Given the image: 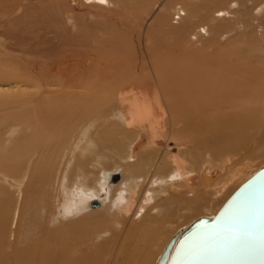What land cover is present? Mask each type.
<instances>
[{
    "label": "bare ground",
    "instance_id": "6f19581e",
    "mask_svg": "<svg viewBox=\"0 0 264 264\" xmlns=\"http://www.w3.org/2000/svg\"><path fill=\"white\" fill-rule=\"evenodd\" d=\"M90 2L102 5L104 3L110 4L112 0H91ZM185 3L186 9L182 10L184 11L183 14L187 15V18L185 17V23H187L189 28H192L194 19H210L212 16L211 12L208 10L209 7H204V5H201L202 3L196 4L190 1ZM177 11L181 10L178 9ZM218 12L227 13L225 10ZM224 14H222V16ZM212 19L214 20V18ZM212 19L210 21H212ZM246 19L247 18L244 20ZM239 21L240 20H238V22ZM243 22L244 21H242V23ZM249 24L251 23L249 22ZM239 25H244V23ZM256 26L258 25L256 24ZM185 30L187 31V28L182 27L178 32L177 30L173 31L176 32V34L172 33L177 35V38L178 34ZM217 30L219 34L220 27H218ZM194 31L195 30L192 32ZM250 31L252 32L251 29ZM254 32L256 33V31ZM193 34H195V32ZM196 34L198 33L196 32ZM259 36L260 38L262 37L260 33ZM262 41L264 42L263 38ZM258 45L259 44H257V46ZM230 47H232V45L229 46V48ZM207 48H209L208 45L203 49ZM263 48H259L260 51ZM235 50H238L237 47L234 51ZM92 53L93 52H91V54ZM237 53H234L235 55L233 56L231 55L232 57L229 56L235 59L236 63L233 61L229 62L228 55L224 56L217 53L210 59L207 57L206 63L201 65H196L191 62L177 66L170 64L169 57L165 58L159 53L150 56L149 61L146 59L148 63H144V61L142 62V60H140V55L143 54L141 53L138 57L140 62L137 61L136 57H132L134 55L129 57L128 54L124 55V57L118 56L120 59L118 61L115 60L116 62H113V59L112 62H110L111 59L108 61L110 56L104 61H102V59L96 60V58L93 57L95 60L88 61V64L73 59H69L71 60L70 62L65 58L66 64H60L63 66L66 65V73L63 71L62 73L60 71H52L54 69H50L49 71L45 69V71H40L38 74L33 75L29 74L31 72L28 71H20L19 67H12L7 69L6 72L2 71L0 77L4 80L21 81V85L18 84V86L15 84V88L18 86L15 97L6 96L7 98L11 97L12 102L11 100L5 102L0 97L5 102L3 104H10L9 102L12 104L14 102L15 104L12 105L13 107L10 105V109L12 107L13 112L17 107L20 108L21 106L22 109H20L21 112L19 111L20 114L18 118L31 123L33 126H38L39 124L41 127L39 131L40 135L37 134L36 138L24 140L26 137L24 136V139L19 141V143L17 142L18 144L15 143L12 148H3V150L0 151V165L4 166L8 172H12L14 175L10 176V173L6 174L1 172V177L5 182H9L11 186H16L19 194L23 192V185L35 176L38 178L37 186H41L52 169V163L48 156L50 143L54 142L53 140L56 139L57 136H59V140L57 139L58 142H62V140L65 139L63 133L67 128V119H73L75 124L87 119L89 123L84 125V128L81 130L75 145L76 148H72L73 155L75 150L78 149L82 157L81 160L77 162V173L74 172V179L68 176L69 173H65V175H63V180H61L63 189H61V191L62 193L63 191L66 193L65 198L67 200L63 203V212L65 216L66 214H72L74 212L73 205H76V203L73 204L72 201L70 202V200H72L70 197L72 191H75V195L79 196L80 205H76L77 212L78 210L81 212V210L86 207V204L90 203L91 199L99 197H101V199L102 197L106 199L111 193L115 194L114 196L112 195V198H114L112 202L115 204L116 212L111 213L110 210L112 207L111 204H108L109 206H107V209H104L106 218H102L103 220H98L97 218V220H95L91 216L97 213L98 210H90L91 212H88V217H85L86 219L81 218L79 220L84 221L81 222V226L79 225L78 229L74 230L73 237L68 234L71 237H69V240H66V261L61 259L57 260V262H53L51 259L52 263L48 258V254L43 255L44 253L42 254L40 251L34 250L33 248L27 247L24 250L25 253L22 254V248L19 247L18 230L12 229V225L14 227L16 226L20 216V208H16L10 227L6 231V235L2 232L5 231V224L9 222L7 219L3 220L2 216H0V219H2V221L0 220V264H103L101 258L105 250L99 251L97 247L98 244H95L96 238L103 237L109 232H112L114 237L115 231L120 230L121 232L131 220V224L133 223L132 229L140 227V230H142L145 228L147 222L153 224L152 227L154 231L152 237H154L155 240L154 242L151 240L153 243L149 241L150 244L143 246V251L139 252V258L135 264H140L146 253L145 249L148 250L149 246H152V244L159 245L158 241L161 239L162 234L166 231V228L172 225L175 218L184 217L188 212L194 210L193 208H208L209 204L211 205V203L217 200H222L230 193V191L237 186L236 183H238V179L242 177L241 175L246 172V170L240 166L241 163H239L238 159L235 160L233 158L234 155L232 156L230 152L238 148H244L243 150H245V147H247L245 132H249V129H258V127H260V123L252 122L251 117H253L254 114L251 115V110L240 108L239 110L235 109L236 111L230 114L224 113V116L218 118L219 122H216L218 128L212 130L214 132H212L211 135L207 132L210 136L205 133L207 128L205 127L206 129H203L206 139L211 137L214 139V142L215 140H223L227 143L226 146L228 145L227 151L229 153H225V158L223 156L221 157V160L222 158L223 160L220 163L205 160L206 162H204L201 167L199 166L200 168H197L198 170L191 169L186 159L181 157V155L170 157L168 156L169 152L167 150L169 147V140L171 139L179 146L185 143V135H183L181 129L178 127L180 124L179 116L182 114L181 110H188L191 114L195 113L197 116L198 114L201 116H208L214 112V110L211 112V109L218 108L223 102L225 103L227 96L230 94L234 96V93H240L238 94L239 96L247 99L252 98L253 101L264 98V55L261 53L254 54L251 60L250 58L244 62L242 60L241 63L239 61L241 58L237 57ZM49 54L45 55V57ZM75 54L74 52V55ZM207 54H205V56H207ZM84 55H81L80 58L82 59ZM186 55H190V53ZM239 55L241 54L239 53ZM52 56H54V54H52ZM70 56L72 55L70 54ZM96 56L97 54L95 57ZM31 57L35 59L34 56ZM55 58L57 59V57ZM55 58L53 60H55ZM51 59L52 57L50 61ZM72 60L75 62H72ZM42 61L40 62L42 63ZM44 62L47 63V61ZM63 66L62 69L64 68ZM63 75H66L65 80H59L60 78H64ZM226 75L235 76L242 80L243 83L235 84L236 90L234 91L226 87ZM29 76L31 79L28 78ZM4 80L1 81V84H5V82H3ZM22 85L24 87L21 88ZM238 95L236 97H238ZM0 96L3 97L4 95L1 93ZM112 100L116 102L118 106V110L113 113V116L118 119L114 125L118 127L116 129L114 126L115 130L110 128L111 130L109 131L102 130L99 132V126H101L102 120L105 122L109 118L104 119L106 117H102V115L98 113V110H101L100 107L106 103L105 101ZM14 105L18 106L15 107ZM226 106H223V108ZM259 117L260 115L257 118ZM261 119L259 120L261 121ZM256 121L258 122V120ZM263 121L264 120H262V123ZM69 123H71V121ZM123 124H125L127 128L123 129ZM73 126L74 124L70 127ZM200 126L202 127V124ZM120 127H122V129H120ZM133 129L138 132L137 136L131 139L130 134L131 132L134 133ZM11 130L10 132L12 133ZM203 133H201L200 136L198 134L196 137L192 134L193 137L191 138L198 139ZM260 133V136L256 140H258L257 143L260 142L261 144V142L264 143V132L260 131ZM250 138L251 136L249 140H247L250 141ZM55 145L57 146V144ZM108 149L117 150L119 157L117 161H114L112 166L106 168L102 165L101 158L103 155L100 154ZM162 150L165 151L163 155ZM105 155L106 154H104V156ZM166 163L170 165V167H168L169 171ZM70 164L71 162L69 160V165ZM98 166H101L99 167V173L96 174L95 179L90 183L89 181L91 179L89 180L88 173L94 171L92 169ZM64 193L63 195L65 196ZM100 210H102V208ZM138 212H140V214L136 216ZM4 213L6 214V212ZM215 215L209 216V218ZM56 218L54 217L53 220ZM91 218H93L95 222L89 224L87 221ZM82 223H84L83 227ZM101 223H103L105 227H103V225L100 226ZM13 234L16 236L12 238ZM133 245L132 243V246ZM52 252L53 251L50 253L52 254ZM121 255L122 254H119L114 259L112 258L109 264H117ZM133 256L135 258V255ZM131 258L132 257H130V259ZM143 264L148 263L146 261L143 262Z\"/></svg>",
    "mask_w": 264,
    "mask_h": 264
},
{
    "label": "rangeland",
    "instance_id": "374dc122",
    "mask_svg": "<svg viewBox=\"0 0 264 264\" xmlns=\"http://www.w3.org/2000/svg\"><path fill=\"white\" fill-rule=\"evenodd\" d=\"M90 1L91 0H0V74H2V71L6 72L7 69L12 67H19L20 71H28L31 72L29 74L33 75L38 74L40 71H45V69L47 71L54 69L52 71H60L61 73L63 71L66 73V65H63L66 60L71 62L69 59L88 64V61L95 60L94 58H96V60L102 59V61H104L110 56L108 61L111 59L110 62H112L113 59V62H116L121 56L124 57V55L127 54L129 57L134 55L132 57H136L138 62L142 60V62L144 61V63H148L150 56L155 55V53H159L165 58L169 57L171 62L170 64L177 66L191 62L196 65L205 64L207 57L210 59L213 55H215V53L222 54L224 56L228 55L229 62H235L236 60L230 58L229 56H233L235 55L234 53L239 52L241 55L237 53V57L241 58V60L239 59L241 63L242 60L243 62L249 58L251 60L252 55L254 54L261 53L264 55V42L262 41V38L264 40V0H112L110 4L104 3L102 5L93 4ZM188 1L196 4L202 3L201 5H204V7H209L208 10L212 15L210 19H194L192 28H189L187 23H185V17L187 18V15H184V11L182 10L186 9L185 2ZM178 9L181 11H177ZM222 10H225L227 13L224 14L222 12H218ZM221 13L224 15L222 16ZM212 18H214V20ZM245 18L247 19L244 20ZM211 19L212 21H210ZM238 20L240 21L238 22ZM242 21H244V25L240 26L239 24H243ZM249 22L251 24L253 23L252 26ZM255 23L258 26H256ZM217 26L220 27L219 34ZM182 27L187 28V31L185 30L179 33L176 38L177 35H174L176 32L173 31L177 30L178 32ZM193 30H195V34L192 32ZM253 30L256 31V33ZM196 32L198 34H196ZM259 33L262 35L261 38ZM245 43L248 44L246 45ZM257 44L259 45L257 46ZM206 45H208L209 48L203 49ZM231 45L232 47L229 48ZM224 47L227 48L225 49ZM236 47L238 50L234 51ZM258 47L263 49L260 51ZM68 50L71 51L69 52ZM74 52L76 53V56L74 55ZM91 52L93 53L91 54ZM94 53L97 54L96 57V54ZM188 53H190V55H186ZM204 53L210 54L205 56ZM47 54L49 55L45 57ZM52 54H54L57 59L52 56ZM70 54L72 56H70ZM81 55H84L82 56V59L80 58ZM139 55L140 60H138ZM31 56H34L35 59ZM51 57L52 59L50 61ZM54 58L55 60H53ZM146 59L148 61H146ZM73 60L72 62H75ZM40 61H42V63ZM44 61H47L48 64ZM62 66L64 67L63 69ZM229 75H226V87L235 91L237 83L242 84L243 82L237 77ZM63 77L64 78H60L59 80H65L66 75H63ZM28 78L31 79L30 76ZM2 80L4 79L0 77V94L2 93L4 96L0 97L5 102H8V100H11L12 102V98H7L6 96L15 97L17 92L16 90L18 89V86L21 85V81L4 80L3 82H5V84H3L4 86L6 85L4 87L3 84H1ZM15 84H19L17 88H15ZM11 86L14 87L12 88ZM22 87L24 86L22 85L21 88ZM238 94L240 93H234V96L233 94H230L229 96L232 95L231 97L227 96L226 102H223V105L221 104L218 108L211 109V112L213 110L214 112L208 116H201L200 114L197 116L195 113L191 114L188 110L184 111L180 109L182 114L179 116L180 124L178 127L181 129L183 135H185V143L184 145L179 146L171 139L169 140V147L167 151L169 152L168 156L170 157L181 155V157L186 159L189 168L191 169L198 170L203 163L208 160L215 161V163L222 162L223 158L221 160V157H224L225 153H229L227 151V143L223 140H215L214 142L213 138L208 137L209 139H206L205 136H210L211 133L214 132L212 130L218 128L216 122H219V117H222L225 114H230L240 108L249 109L252 111L251 115L254 114L253 117H251L252 122L260 123V127H258V129H249L250 133L248 131L245 132V136L247 137H245L247 141V147H245V150H243L244 148H238L235 149V151L232 150L230 152L232 156L234 155L233 158L235 160L238 159L239 163H241L240 166H242L246 172L241 175L242 177L239 178L240 180L238 179V183H236L237 186H235L234 189H232L222 200H217L216 202L211 203V205L209 204L208 208H193L194 210L188 212L184 217L175 218L172 225L166 228V231L162 234L161 239L158 241L159 245L154 244V246L152 244V246H149L148 250L145 249L146 253L140 264H143V262L146 261L148 264H157L159 256L173 236L177 235L178 240L182 231L186 230V228L194 220L202 216L209 217L215 215L224 202H226L246 180H248L255 172L264 166V143L261 142L260 144V142H258V144V140H256L261 134L260 131L264 132V121L262 123V120H264V98L253 101L252 98L247 99L239 96ZM237 95L238 97H236ZM2 99L0 100V104L2 102L0 105V151L3 150V148H12L15 143L18 144L19 141L24 139V136H26L24 140H32L37 137V134L40 135L39 131L41 130V127L39 124L38 126H33L31 123L18 118V115L21 112L20 109H22L21 106L18 108V105H14L18 108H16L17 110L14 108V113L12 105L15 103L13 102L11 104V102H9L10 104L7 103L5 105L3 104L5 102ZM105 102L106 103H103L104 105L100 107L101 110H98V113H100L102 117H106L104 119H109L105 122L102 120V123L100 124L101 126H99V132L102 130H115L116 126L114 123L118 121V119L113 116V113L118 110L116 102H113V100ZM10 105L12 106L11 109ZM223 106L226 107L223 108ZM257 115H260V117L257 118ZM259 119H261V121ZM70 121L71 123H69ZM88 123L89 121L87 119L80 121L78 124H75L73 119L66 120L67 128L63 133V136L65 135V139H63L62 142L60 141V143L58 142L59 136H57V138L53 140L54 142L50 143L48 156L50 157L52 163V169L41 186H37L38 178L35 176L23 185V192L19 194L16 186H11L9 182H5V180L1 177V172L6 174L10 173V176H14L13 173L8 172L4 166L0 165V216H2L3 220L7 219L9 222H6L5 231L2 233H5L4 235H6V231L10 227L15 209L20 208L19 221H17L15 227L12 225V229L18 230L19 247L22 248V254L25 253L24 250L29 247L40 251L42 254L44 253L43 255L48 254L50 261L51 259L53 262H57V260L61 259L66 261V240H69V237L71 236L73 237L75 232L74 230L78 229L79 225L81 226V222L84 221H79L81 218L86 219L85 217H88V212H91L90 210L94 211V209H97L98 212L91 217L95 220H97V218L98 220H103L102 218H106L104 209H107V206H109L108 204H111L112 207L110 212H116L115 204L112 202V199H114L112 198V195L114 196V193H111L109 195L110 197L108 196L106 199L103 197L102 199L101 197L91 199L90 203H87L86 207L82 209L81 212L79 210L77 212L76 207L79 206L80 203L79 196L75 195V191H72L70 194L72 199L70 202L72 201L73 204L76 203L77 205H73L74 212L72 214H66V216L63 212V203L67 200L65 198L66 193L63 191L65 194L64 196L61 191V180H63V175H65V173H69L68 176L71 179H74L73 175L77 169V162L80 161L82 157L80 156L78 149L75 150L73 155L72 148H76L75 145L78 137L80 136V132L84 128V125ZM72 124H74V126L70 127ZM201 124L202 127L200 126ZM123 126V129L127 128L125 124H123ZM120 129H122V127H120ZM203 129H206V135L203 133ZM133 131L134 133L131 132L130 134L131 139L135 138L138 132L134 129ZM207 132H209L210 135ZM201 133H203V135L198 138L199 140L191 138L193 135L196 137L199 134L200 136ZM250 136V141H248ZM55 144H57V146ZM164 152L165 151L162 150V155ZM103 153L106 155L104 156ZM103 153L100 154L103 155L101 162L106 168L112 166L114 161H117L119 157V153L115 149L104 150ZM69 160L71 162L70 165ZM166 165L169 171V163H166ZM99 167L101 166L93 168L92 170L94 171L88 173V178L89 180L91 179L89 181L90 183L95 179L96 174L99 173ZM17 177L20 178L19 176ZM101 208L102 210H100ZM4 212H6V214ZM139 214L140 212H138L136 216ZM54 217L57 218L53 220ZM93 218L87 222L89 224L95 222ZM0 220L2 221V219ZM131 221L126 224V227L121 232L120 230L115 231L114 237L113 233L109 232L103 237L96 238L95 244H98L97 247L99 251L105 250L103 251L101 258V262H103V264H109L111 259H114L119 254L122 255L117 264H135L138 261L139 252L144 249L143 246L150 244L149 241L151 240L154 242L155 238L152 237L154 229L151 222H147L145 224V228L140 230V227L132 229L133 223L131 224ZM83 224L84 223H82V227L84 226ZM102 225L103 223L100 224V226ZM103 227H105V225H103ZM15 236L16 235L13 234L12 238ZM153 242L151 241V243ZM132 243L134 244L133 246ZM51 251H53L52 254L50 253ZM133 255H135V258ZM130 257L132 258L130 259Z\"/></svg>",
    "mask_w": 264,
    "mask_h": 264
},
{
    "label": "water",
    "instance_id": "95a60500",
    "mask_svg": "<svg viewBox=\"0 0 264 264\" xmlns=\"http://www.w3.org/2000/svg\"><path fill=\"white\" fill-rule=\"evenodd\" d=\"M177 238L169 240L157 264H264V166L214 217L197 218Z\"/></svg>",
    "mask_w": 264,
    "mask_h": 264
},
{
    "label": "snow or ice",
    "instance_id": "6c2138e0",
    "mask_svg": "<svg viewBox=\"0 0 264 264\" xmlns=\"http://www.w3.org/2000/svg\"><path fill=\"white\" fill-rule=\"evenodd\" d=\"M217 253H215V252H208V253H206V255H209V256H212V255H216Z\"/></svg>",
    "mask_w": 264,
    "mask_h": 264
}]
</instances>
